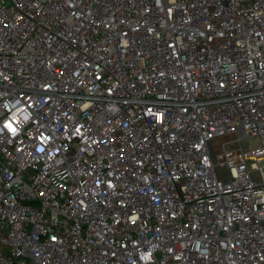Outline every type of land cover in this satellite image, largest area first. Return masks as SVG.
Segmentation results:
<instances>
[{
  "label": "built area",
  "instance_id": "2783aa9c",
  "mask_svg": "<svg viewBox=\"0 0 264 264\" xmlns=\"http://www.w3.org/2000/svg\"><path fill=\"white\" fill-rule=\"evenodd\" d=\"M0 264H264V0H0Z\"/></svg>",
  "mask_w": 264,
  "mask_h": 264
},
{
  "label": "rangeland",
  "instance_id": "374dc122",
  "mask_svg": "<svg viewBox=\"0 0 264 264\" xmlns=\"http://www.w3.org/2000/svg\"><path fill=\"white\" fill-rule=\"evenodd\" d=\"M259 144H260L259 138L254 137V136L248 137L241 142V145L245 151L254 149L257 146H259ZM211 145H212L213 153L215 156H218L220 154V150L224 145H228L229 147L234 146L233 143L229 142L226 139H220L218 141H213ZM221 174L224 175L223 172H221Z\"/></svg>",
  "mask_w": 264,
  "mask_h": 264
}]
</instances>
